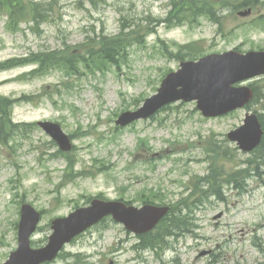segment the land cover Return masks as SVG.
I'll return each mask as SVG.
<instances>
[{
  "label": "rangeland",
  "instance_id": "obj_1",
  "mask_svg": "<svg viewBox=\"0 0 264 264\" xmlns=\"http://www.w3.org/2000/svg\"><path fill=\"white\" fill-rule=\"evenodd\" d=\"M24 1L11 0L16 12L9 24L11 30L6 27L8 12L0 9L4 13L0 12V62L25 58V62L0 70V95L13 99L39 95L35 101L14 105V122L57 121L72 136L74 148L68 166L67 160L52 155L59 147L41 128L15 133L12 142L0 145V264L18 245L17 225L24 202L43 211L40 228L33 236V243L41 245L52 233L51 221L83 205L90 196L103 194L140 206L139 196L145 191L163 189L176 201L184 191V181L207 173V140L211 136L223 146L228 144L237 157L249 156L227 140V133L243 122L246 108L206 118L196 102H176L154 118L130 126L118 127L116 121L123 111L136 109L157 92L166 72L178 68V60L162 55V41L202 39L205 52L237 46L250 50L264 48V31H239L238 36L226 38L208 20L196 29L186 25L168 28L157 22L167 15L168 0H98L95 5L89 0ZM34 1L43 2L39 12L49 14L38 30L24 20L32 13ZM254 16L238 17L230 27ZM122 22L131 27L149 24L154 31L145 44L129 49V58L121 68L112 66L105 73L80 75L72 70L70 76L52 69L41 76L19 77L36 67L31 62L36 51L61 49L66 42L75 56L74 50L81 49L89 33L117 34ZM255 108L264 111L262 104ZM231 165L227 161L225 168ZM248 181L246 192L229 191L226 202L212 196L196 211L199 228L191 226L190 232L173 239L174 247L163 253L166 264H177L176 260L182 264L264 261V174ZM254 240L259 242L257 247ZM137 241L122 223L111 218L69 244L65 255L52 264H164L152 251H138ZM77 253L84 256H75Z\"/></svg>",
  "mask_w": 264,
  "mask_h": 264
},
{
  "label": "water",
  "instance_id": "obj_2",
  "mask_svg": "<svg viewBox=\"0 0 264 264\" xmlns=\"http://www.w3.org/2000/svg\"><path fill=\"white\" fill-rule=\"evenodd\" d=\"M263 73L264 51H250L247 54L229 51L208 55L198 62H184L178 72L164 79L158 94L147 99L139 110L124 113L118 122L126 124L136 118L148 117L164 104L177 99H197L199 108L207 116L224 114L244 106L252 98L248 86L235 87L233 84ZM40 124L59 142L62 149H71L70 138L60 125L52 122ZM262 136L263 130L255 114H248L245 124L229 134L244 150L255 148ZM165 212V209L152 205L138 209L118 201L94 200L91 206L78 209L67 218L55 220V232L49 244L32 249L30 236L36 229L40 213L30 204H25L19 225V248L12 252L5 264H39L53 259L65 242L107 214H113L116 220L124 222L129 228L143 232L150 230Z\"/></svg>",
  "mask_w": 264,
  "mask_h": 264
},
{
  "label": "trees",
  "instance_id": "obj_3",
  "mask_svg": "<svg viewBox=\"0 0 264 264\" xmlns=\"http://www.w3.org/2000/svg\"><path fill=\"white\" fill-rule=\"evenodd\" d=\"M3 0H0L2 2ZM5 3L7 0H4ZM172 5L167 17L163 19L168 25L187 24L195 27L201 24L203 17L217 24L219 32H225L229 24V16L234 15L235 11L243 7H253L263 10L264 0H170ZM228 12V14H223ZM35 18V17H34ZM36 19V18H35ZM251 27H264V14L251 22ZM151 32L149 24H136L135 27L122 22L120 32L114 36L98 35L97 38H89V44L81 45L82 53L71 56L70 47L65 50H44L33 55L31 61L40 65V70L46 72L53 68H60L66 71L73 70L74 73H80V65L88 72L95 70H104L111 65H118L127 60L128 49L133 45L143 44L145 36ZM85 46V47H84ZM203 52V49L197 46V43H190L180 47L181 57H197ZM23 60H14L0 65L3 68H9ZM39 71V70H37ZM36 72V70L34 71ZM255 95L253 104H264V85L256 82L253 84ZM14 100L0 95V141L7 142L16 132L15 128L25 126L24 124H14L11 120V110ZM264 127V113L259 115ZM10 136V137H9ZM215 144V143H213ZM212 144V145H213ZM215 146V157L212 158L211 170L206 176L199 177V189L203 197L210 192L214 196L225 200L223 196L224 186L231 184L234 188L243 190L245 173L243 170L225 169L223 159H231V149H222L219 145ZM249 168L246 169V175L250 170H258L264 164V138L262 144L258 147L252 157L247 159ZM251 166V167H250ZM201 183H203L201 185ZM202 197V195H201ZM185 209L178 208L170 217L165 218L158 226L157 232L142 237V244L151 246L156 250L165 246V239L171 237L185 226L187 221ZM185 228V227H184Z\"/></svg>",
  "mask_w": 264,
  "mask_h": 264
}]
</instances>
